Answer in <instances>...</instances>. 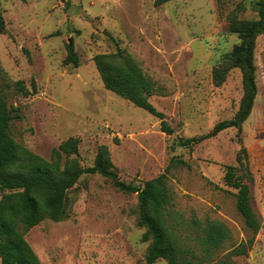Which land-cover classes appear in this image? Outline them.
Returning a JSON list of instances; mask_svg holds the SVG:
<instances>
[{
  "label": "rangeland",
  "instance_id": "obj_1",
  "mask_svg": "<svg viewBox=\"0 0 264 264\" xmlns=\"http://www.w3.org/2000/svg\"><path fill=\"white\" fill-rule=\"evenodd\" d=\"M0 12V88L17 108L9 128L15 141L48 159L62 140L78 137L83 167L106 145L119 178L136 187L166 171L171 209L186 221L218 220L230 229L232 238L215 258L229 256L250 235L236 209L237 190L223 178L227 166H238L244 147L262 227L247 255L229 257L232 264H264V34L255 41L251 112L238 128L212 133L216 123L233 118L242 96L238 68L220 86L212 68L228 60L239 42L230 18H258L256 0H170L158 6L153 0H0ZM70 41L77 67L63 64ZM118 48L155 81L160 94L150 101L165 114L171 134L160 130L157 117L104 87L93 55ZM15 81L30 93L23 95ZM181 137L201 139L186 146ZM67 210L66 219H44L25 235L43 264H148L136 193L99 173L83 174L68 192Z\"/></svg>",
  "mask_w": 264,
  "mask_h": 264
},
{
  "label": "trees",
  "instance_id": "obj_2",
  "mask_svg": "<svg viewBox=\"0 0 264 264\" xmlns=\"http://www.w3.org/2000/svg\"><path fill=\"white\" fill-rule=\"evenodd\" d=\"M168 1L153 0V3L158 6ZM256 5L258 18H230L229 28L238 34L239 42L233 46L228 60L212 68V80L217 86L226 80L232 68L239 69L242 82L238 110L233 118L216 123L213 134L230 127L238 128L251 112L257 94L254 48L257 36L264 34V0H256ZM4 29L5 21L0 12V34ZM92 59L107 90L157 117L162 132H173L165 114L150 101V97L160 91L137 59L119 48L116 52L96 53ZM79 61L70 41L63 64L77 67ZM15 85L23 95L30 93L20 81H15ZM31 85L35 91L34 80ZM16 111V107L7 104L0 88V264H43L26 240V233L44 219L55 222L66 219L68 192L81 175L95 173L108 178L120 190L137 194V224L145 228L141 240L148 242L144 256L148 264L159 259H164L166 264H232L229 256L247 255L252 247L262 221L252 204L254 177L246 148L242 147L236 155L238 166H227L223 178L225 184L237 190L236 209L250 235L235 245L229 256L215 258L216 251L232 238L230 229L218 220L201 221L194 217L186 221L171 209L166 171L144 181L141 187L127 184L119 178L106 145L98 146L91 166H81L77 159L80 140L75 136L62 140L46 159L21 146L10 135L11 121L18 117ZM200 139L181 137L179 143L190 146ZM171 162L184 164L174 157ZM181 226L189 231L182 233Z\"/></svg>",
  "mask_w": 264,
  "mask_h": 264
}]
</instances>
